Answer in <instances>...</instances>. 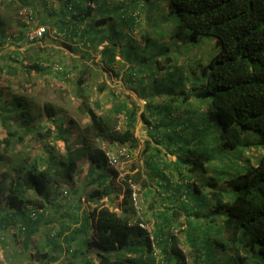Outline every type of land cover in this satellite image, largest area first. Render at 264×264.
Segmentation results:
<instances>
[{
    "label": "trees",
    "instance_id": "16d2710c",
    "mask_svg": "<svg viewBox=\"0 0 264 264\" xmlns=\"http://www.w3.org/2000/svg\"><path fill=\"white\" fill-rule=\"evenodd\" d=\"M56 1L58 11L48 1L40 0L46 8V14L40 15L41 20L26 10L29 18L25 16L27 20L23 25H42V21L47 24L49 18L56 22L55 17H58L61 33L75 37L81 31L79 26L99 5L95 0ZM17 3L22 7L33 5L32 0H17ZM3 4H6L5 0H0L1 29L5 20ZM165 5L169 13L177 16L179 34L184 29L190 31L184 37L186 46L207 40L210 45L217 46L218 51L208 56L199 69L195 67L193 78L183 74L185 78L180 81L177 91H169L160 85L156 103L145 100V107L152 105L153 111L147 118L143 114L144 120L156 122L154 128L162 129L167 138L178 140L176 145L167 146L175 159L173 163L161 166L162 159L150 153L145 158L148 173L137 170L127 178L145 197L157 191L160 196L182 197V205L192 202L190 215L198 218L201 214L204 221H196L193 225L187 221L179 234L183 233L190 246L201 247L199 254L190 252L196 264H264V0H168ZM104 12L101 10L99 15ZM99 15L95 13V17ZM103 22L104 17H99L87 29ZM148 25L149 20L145 17L141 26ZM113 55V60L105 59V63L114 64L115 53ZM123 59L124 71H127L130 63L128 58ZM76 60L78 62L71 66L77 73L76 83L85 85L92 66L81 58ZM29 65L28 70L39 71L46 66L38 57H34ZM57 65L61 67V64ZM124 76L127 82H133L126 72ZM78 107L88 117L80 131L79 155L66 146L64 154L48 152L42 167L36 160L32 164L26 160L14 162L12 168L18 180L15 178L8 185L5 181L9 172L1 174L0 193H4L6 187L8 192L0 210H7L4 217L8 216L11 221L18 216L27 237L38 227L45 200L51 197L55 202L52 205L57 204L54 190L69 186V191H77L74 184L78 156L87 157L91 171H100L94 179L101 187L85 198L98 203L111 191L112 182H105L113 179L117 172L106 166L113 165L114 160H110L106 150L96 144V139L129 149L138 146L134 132L136 113L132 108L119 105L118 111H124L126 123L124 129H118V120L108 114L96 113L86 100L82 99ZM42 112L56 124L63 122L59 108L50 103L42 105ZM194 112L198 114L196 119L191 115ZM35 120L36 114L22 93L4 98L0 88V122L6 133L0 143L3 142L4 148L9 146L10 137L17 134L19 139L23 137L18 129L35 132L40 138L50 136L52 127L42 130ZM9 121L15 129H11ZM73 123V119L68 118L67 127L71 128ZM168 130L171 133H167ZM205 138L210 139L211 146L205 143ZM195 143H203L212 152L199 154L198 148L192 146ZM216 148L224 151V156L232 155L234 163L226 160L222 168H219L220 164L210 168ZM17 186L23 191H32L37 199L18 195ZM131 195L132 190H126L119 212L104 204H97L88 213L82 210L79 225L62 237L68 243L78 236L74 249L59 243L58 232L47 237L46 243L50 244L52 252L71 251L72 257L63 264H187L186 254L178 246V233H172V222L180 211L173 206L159 209L157 217L164 225L149 229L139 210L132 206ZM74 202L80 204L78 199ZM30 203L35 206H29ZM151 205L156 206L154 200ZM164 226L170 229L166 234L162 229ZM214 234L219 236L214 239ZM41 255L48 260L47 264L57 260L54 254L43 252Z\"/></svg>",
    "mask_w": 264,
    "mask_h": 264
},
{
    "label": "rangeland",
    "instance_id": "374dc122",
    "mask_svg": "<svg viewBox=\"0 0 264 264\" xmlns=\"http://www.w3.org/2000/svg\"><path fill=\"white\" fill-rule=\"evenodd\" d=\"M46 1L54 8L58 6L56 0ZM95 1L99 5L79 26L81 31L75 37L61 33L59 29L61 21L55 17L56 22L51 21L50 18L47 24H44V21L41 22L45 25L48 34L36 42H29L25 38L27 28L23 23L29 18L25 13L26 10L31 11L37 20H41L40 15L46 14V8L40 4V0H32L33 5H24V7L18 6L17 0H5L6 4L2 5L5 20L4 28L0 27V36H2L0 38V88L3 97L22 93L32 106L33 113L36 114L35 123L41 125L42 130L52 127V133L48 137L40 138L35 132L18 129V133L23 136L21 139L18 134L10 137L7 148H4L1 142L0 180L4 172H9L5 181L7 185L12 184V180H18V175L12 168L17 161L26 160V163L32 164L36 160L39 167H42L43 158H46L48 152L61 155L66 152V146H70L72 152L79 155L77 150L81 146L80 131L88 121L87 115L78 107L82 99L86 100L87 104L101 116L108 114L118 120V129H124L126 123L124 111H118L119 105L125 104L132 108L136 113L134 132L139 140L138 146L129 149L96 139V144L106 150L110 160H114L113 165L106 166L114 168L117 172L113 179H107L105 182L106 184L112 182L111 191L105 193L98 203L85 198L94 189L101 187L94 179L100 171L97 169L91 171L87 157L78 156V170L74 184L77 191L74 193L71 192L72 189L69 191V186L54 190L53 196L58 198L56 205H52L55 202L51 197L46 200L43 197L46 201L41 209L43 216L30 237L26 236V230L22 228L23 225L18 216L11 221L8 216L4 217L8 211L1 209L0 264H47L48 260L41 255L43 252L57 257V260L50 264L65 263L72 257L71 251L52 252L50 244L46 243V238L53 237L58 232L59 243L74 249L77 247L78 236L68 243L64 242L62 237L79 225L82 210L88 213L97 204H104L119 212L121 200L128 189H132V206L139 210V215L149 229L156 225H164L157 217L159 209L173 206L180 211V215L172 222V233H178V246L186 254L187 264H196L190 252L195 251L199 254L201 247L190 246L185 241L183 233L179 234V230L187 226V221L193 225L196 221L203 222L204 217L201 214L198 218L190 215L189 205L192 202L182 205V197L174 199L165 194L160 196L156 193L157 191L145 197L141 193L142 190H139L138 186L127 178V175L137 170L147 174L145 158L150 153H153L155 158L163 160L160 161L161 166L163 163H173L175 155L167 146L176 145L178 140L175 137L167 138L162 129L154 128L156 122L144 120L143 114L147 118L153 111L152 105L145 107V100L156 103L155 96L160 85L168 88L169 91L172 89L177 91L180 88V81L190 75L193 78L195 67L199 69L208 56L218 51V47L210 45L207 40L186 46L184 37L189 35L190 31L184 29L179 34L177 16L169 13L165 5L168 0ZM101 10L105 12L99 15ZM56 11H58L57 8ZM96 12L98 17H95ZM99 17H104V22L88 30L87 26L95 23ZM145 17L149 20L147 27L141 26V23L144 24ZM63 26L66 25L63 24ZM140 38L143 39L142 42L139 41ZM114 53L116 58L114 64L105 63V59L113 60ZM34 57L40 58L46 65L42 70H28ZM121 57L129 60L130 65L127 71H124L125 60ZM79 58L92 66L91 72L87 73L88 81L85 85L76 83L77 73L74 72L75 69H71L72 64L78 62L76 59ZM57 64H61V67ZM66 70L71 73H62ZM125 72L133 82L125 80ZM171 94L175 93L171 92ZM46 102L59 108V112L63 114V122L56 124L42 112V105ZM191 115L194 119L198 117L197 112ZM68 118L74 121L71 128L67 127ZM7 123L11 129H15L11 121ZM182 125H184L183 122ZM168 131L167 133H171L170 130ZM5 137V128L0 122V138ZM205 143L211 146L210 139L205 138ZM192 146L198 148L199 154L209 155L212 152V149L208 150L203 143H195ZM213 153H215L213 154L214 163L209 165L210 168L218 164H220L219 168H222L226 160L227 163L228 161L234 163L233 156L229 155V152L227 156H224V151L216 148ZM216 171L217 169L214 174ZM7 192L6 187L4 193H0L1 206H4V195ZM16 193L25 198L37 199L32 191H23L20 186H17ZM76 199L79 200V205L74 202ZM153 200L156 206L151 205ZM162 229L164 234L170 231L167 226ZM214 235V239L219 236ZM156 251L160 254L158 249ZM75 260L79 263V258Z\"/></svg>",
    "mask_w": 264,
    "mask_h": 264
},
{
    "label": "built area",
    "instance_id": "2783aa9c",
    "mask_svg": "<svg viewBox=\"0 0 264 264\" xmlns=\"http://www.w3.org/2000/svg\"><path fill=\"white\" fill-rule=\"evenodd\" d=\"M45 32V28L43 26H38L34 29H31L27 32V36L29 39H36V38H40L41 36H43Z\"/></svg>",
    "mask_w": 264,
    "mask_h": 264
},
{
    "label": "clouds",
    "instance_id": "9594fccd",
    "mask_svg": "<svg viewBox=\"0 0 264 264\" xmlns=\"http://www.w3.org/2000/svg\"><path fill=\"white\" fill-rule=\"evenodd\" d=\"M30 13H31V11H30ZM38 26H43L44 28H45V32H46V27H45V25H34V24H30V26H28V27H26L27 29H26V31H25V38L29 41V42H36V41H38V40H40V39H42L43 38V36H41L40 38H36V39H29L28 38V36H27V32L29 31V30H31V29H34V28H36V27H38ZM45 32H44V34H45ZM132 190V189H131ZM130 198L132 199V195L130 196ZM133 198H134V196H133Z\"/></svg>",
    "mask_w": 264,
    "mask_h": 264
}]
</instances>
